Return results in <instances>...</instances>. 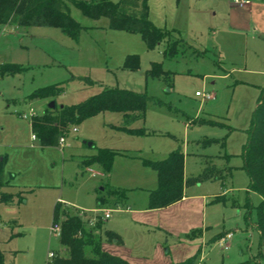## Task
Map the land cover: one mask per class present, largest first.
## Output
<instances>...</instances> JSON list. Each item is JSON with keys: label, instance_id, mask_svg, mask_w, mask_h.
<instances>
[{"label": "rangeland", "instance_id": "374dc122", "mask_svg": "<svg viewBox=\"0 0 264 264\" xmlns=\"http://www.w3.org/2000/svg\"><path fill=\"white\" fill-rule=\"evenodd\" d=\"M231 2L147 0L150 23L170 34L152 48L141 34L108 29L107 19H88L73 6L70 16L86 28L78 40L57 28L0 24V66L25 69L0 79V158L5 157V178L10 181L0 193L24 198L14 206L0 204L2 264H46L52 259L49 252L67 255L52 231L57 202L61 210L84 212L88 229H93L97 214L102 231L115 232L122 239L121 250L139 264H175L197 252L196 264L253 263L260 198L248 191L240 154L259 91L247 82L244 42L227 32ZM170 41L179 44L172 58L167 56ZM128 56L137 58V69H123ZM153 64L169 73L170 86L161 72L149 73ZM75 78L95 83L88 86ZM61 83L65 91L56 98L59 106L83 102L103 88L145 93L156 103L148 102L145 118L130 125L144 130L141 134L118 130L122 115L105 112L70 126L62 148H41L30 136L29 109L41 115L49 101H22L39 88ZM195 92L215 99L201 100ZM208 139L216 142L202 147L200 142ZM177 148L187 178L209 166L230 168V177L223 185L215 180L190 184L181 204L149 210L146 192L157 187V178L144 161H160ZM98 149L117 152L108 174L98 165L80 167ZM108 187L127 193L116 204L95 210L96 198ZM104 210L110 218L103 219ZM228 233L233 237L223 249L214 238Z\"/></svg>", "mask_w": 264, "mask_h": 264}, {"label": "trees", "instance_id": "16d2710c", "mask_svg": "<svg viewBox=\"0 0 264 264\" xmlns=\"http://www.w3.org/2000/svg\"><path fill=\"white\" fill-rule=\"evenodd\" d=\"M70 6L76 8L83 17L92 20L105 18L107 28L121 30L129 33L141 34L147 48H152L161 40L169 38L168 32L154 27L148 19L147 0H119L113 3L110 0H0V24L14 25L16 27H49L57 28L73 40H78L81 26L70 16ZM178 42L170 41L168 58L178 52ZM138 61L135 56L126 57L123 69L135 70ZM24 68L17 65L0 66V78L23 74ZM161 72L158 64H153L150 74ZM170 86L168 72H161ZM88 86L93 85L89 78H75ZM65 91L64 83L39 88L24 98V102L36 100L54 101V108H46L41 115H32L29 126L37 145L44 147H57L59 140L65 136L70 126L105 112H117L122 115V123L117 127L128 134H141L144 130H134L130 125L145 118L148 102L155 100L145 93H138L124 89L103 88L99 93L75 105H58L56 98ZM199 124H213L210 121H198ZM214 140H204L202 147L209 146ZM224 146V143H220ZM117 152L111 149H98L91 157L80 162L81 168L98 165L103 174H108L112 161ZM242 170L248 178V191L260 198L257 208V218L254 229L258 234V254L252 264H259L264 260V88L260 90L256 106L252 111L251 121L247 130V138L240 154ZM5 157L0 158V191L10 187L9 180L4 177ZM184 156L180 148L175 149L160 161H144V165L151 168L157 177V187L148 191L149 210L168 207L183 198V190L190 184H197L205 180L219 181L221 185L230 177V168L219 170L213 166L206 167L202 173L194 178H184ZM105 195L96 198V209H103L109 203L116 204L117 197L122 198L127 191L120 188H103ZM24 200L20 193L4 191L0 193V204L10 206L19 204ZM57 202L53 210V224H58V242L67 251L66 256H53L46 264H130L123 258L109 254L102 249L103 243L120 242V237L111 231H102V223L95 215L93 229L87 228L83 219L86 215L82 211L70 213L60 209ZM250 211L246 210V220ZM61 218V219H60ZM60 220V221H59ZM217 236L214 239H220ZM198 252L188 259L175 264H196ZM3 255L0 252V264Z\"/></svg>", "mask_w": 264, "mask_h": 264}, {"label": "crops", "instance_id": "0c3cea01", "mask_svg": "<svg viewBox=\"0 0 264 264\" xmlns=\"http://www.w3.org/2000/svg\"><path fill=\"white\" fill-rule=\"evenodd\" d=\"M245 1H247V3L240 5L235 3L234 0H232V2L228 5L229 17L227 20V26H228L227 32L229 34L234 35V37H237L239 41L244 42L243 43V45L245 46L244 51L247 58L245 69L248 75L250 76V79L249 80L247 79L248 80L247 82L253 84L254 87H256L260 93V90L264 88V0H245ZM8 26H14V25H8ZM214 63L215 62H213V64ZM0 79L2 80V78ZM196 93L197 92H195V94ZM208 96L209 99L195 95V97L198 98L200 97L201 100L203 99L207 101H212L215 99L213 95L209 94ZM22 102H24V100ZM39 102L42 103V100H39ZM255 106H256V101H255ZM28 126H29V121H28ZM29 130H30V126H29ZM30 136L32 139L31 130H30ZM183 174H184V178H187L184 173V162H183ZM4 177H5V173H4ZM5 180L8 179L5 178ZM148 191L151 190L148 189L146 193H148ZM186 199L187 197L183 195V198L180 201H178L173 205L168 206L167 208L170 209L176 207V205L181 204ZM10 206H14V205H10ZM95 210H100V209H95ZM145 211H146L145 209L140 210V212L142 213H145ZM122 243L123 242L121 238H120V242L118 243L115 241L109 243L104 242L102 245V249L108 252L109 254L116 255L125 259L130 264H139V261H137V259H134L130 255H127L125 250H121L120 246H122Z\"/></svg>", "mask_w": 264, "mask_h": 264}, {"label": "built area", "instance_id": "2783aa9c", "mask_svg": "<svg viewBox=\"0 0 264 264\" xmlns=\"http://www.w3.org/2000/svg\"><path fill=\"white\" fill-rule=\"evenodd\" d=\"M234 1H235V3L240 4V5L247 3V1H245V0H234ZM195 95L196 96H202L203 98L209 99L208 95H205V94L203 95V94H200L199 92H197ZM29 113L31 116L34 115V111L31 108L29 109ZM32 139L33 140L35 139V137L33 135H32ZM63 144H64L63 138H61L59 140L58 146L60 145V147L62 148ZM102 217H103V219L110 218V211L109 210L102 211ZM52 231L58 234V224L52 225ZM232 237H233V234L228 233L225 236H223L222 238H220L218 240L219 246L222 247L223 249H226V241L231 239ZM53 256H54L53 252L48 253V258H53Z\"/></svg>", "mask_w": 264, "mask_h": 264}, {"label": "water", "instance_id": "95a60500", "mask_svg": "<svg viewBox=\"0 0 264 264\" xmlns=\"http://www.w3.org/2000/svg\"><path fill=\"white\" fill-rule=\"evenodd\" d=\"M54 106H55V103H54V101H50L48 104H47V108H54Z\"/></svg>", "mask_w": 264, "mask_h": 264}]
</instances>
